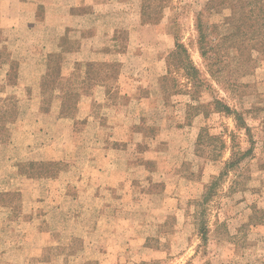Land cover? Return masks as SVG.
<instances>
[{"label": "rangeland", "instance_id": "rangeland-1", "mask_svg": "<svg viewBox=\"0 0 264 264\" xmlns=\"http://www.w3.org/2000/svg\"><path fill=\"white\" fill-rule=\"evenodd\" d=\"M228 1L94 0L108 5L105 22L118 30V43L107 37L108 44L119 47L118 55L130 54L119 59L121 78L120 66L107 70L109 94L125 107L110 100L112 107L93 109L121 116L118 125L38 122L36 108L20 105L26 93H11L0 78V100L11 106L0 101V264H264V60L248 67L230 48L242 19L240 12L233 16L237 0ZM198 19L206 26L202 44ZM64 27L45 41L49 50L60 47L58 68L72 52ZM178 43L198 69L196 79L170 56ZM7 47L18 58L33 44ZM134 62V69L126 64ZM62 79V89L69 83L71 91H46L44 109L78 119L72 76ZM217 99L244 113L252 142L233 118L215 113ZM231 134L237 150L252 153L202 204L231 158ZM106 179L118 200L92 204L95 186ZM18 246L23 250L12 256Z\"/></svg>", "mask_w": 264, "mask_h": 264}, {"label": "crops", "instance_id": "crops-1", "mask_svg": "<svg viewBox=\"0 0 264 264\" xmlns=\"http://www.w3.org/2000/svg\"><path fill=\"white\" fill-rule=\"evenodd\" d=\"M66 3V0H0V78L4 79L5 83H10L7 84V87L12 90H10L11 93H26L25 97L21 98L20 105L22 104L25 108H27L26 106L36 108L35 115L38 122H43L45 118H53L57 123L68 120L72 122V126L83 124L85 129L87 125L92 124L123 123L121 116L113 115L109 119L103 114L93 113L94 107H112L113 105H109L110 100L116 101V107H125L124 104L120 105L117 102V98H111L109 94L114 89L112 90L109 86L112 78L110 80L111 74L107 70L110 71V65L120 66L122 70H120L118 78H121L125 65H119V63L124 64V61L119 59L130 54L128 50L127 54L118 55L116 51L119 47L117 45L110 47L107 42V37H109L112 39V43H118L114 39L118 30L107 27L105 22L108 5L95 3L94 0H72L69 5ZM63 26L70 28L68 36L63 35V40H72V52L64 54L67 58H63L60 68H54L51 67L52 61L55 58L63 57V54L59 46L55 50L45 48L46 36L49 31L63 28ZM14 33L16 34L13 35ZM25 34L27 37H24ZM61 38L57 39L58 43ZM10 43H31L33 47L21 57L15 58L12 54L9 56L11 52L7 45ZM67 60H72V64H68L67 62L70 61ZM58 63L59 61H56L55 65ZM126 64L134 69L135 62ZM55 76L58 78L57 81H55ZM66 76H72V92H80L76 105L78 113L75 115L78 119H65L66 116L60 113V109H58L57 115L51 116V112L44 109L49 105L44 100L46 91L59 93V95L71 91L70 87L66 88L69 83H66V87L63 89L61 87L64 84L61 82L67 81H64L62 77ZM107 76L108 78H106ZM12 78L15 79L14 82L11 81ZM102 78H105L106 81L103 82ZM136 81L140 84L139 80ZM116 84L118 86V83ZM138 84L136 87L133 85V88H136L135 91L139 88ZM58 99V108H61L63 106L59 102L62 98ZM118 127L120 126H114V129H118ZM104 151L107 156L112 152L111 149ZM124 154L126 156L125 169L132 171V158L127 155V152ZM88 170L86 166L85 171ZM131 185L127 184L126 186L130 187ZM110 188L116 187L110 183L109 179H106V183L101 182L96 185V191L92 195L95 203L92 204L99 203L105 207L117 201L120 194L118 191L109 192ZM45 218L43 216L40 220ZM38 235L44 236L46 232H40L38 229ZM22 250L19 246L16 247L11 252L12 256H17ZM15 262L17 264L24 263Z\"/></svg>", "mask_w": 264, "mask_h": 264}, {"label": "trees", "instance_id": "trees-1", "mask_svg": "<svg viewBox=\"0 0 264 264\" xmlns=\"http://www.w3.org/2000/svg\"><path fill=\"white\" fill-rule=\"evenodd\" d=\"M225 3L227 4L229 1L222 0L221 5ZM232 9L233 16L235 15L236 11L238 14L240 12V18L242 20L240 26L238 27V32L233 37L234 41L231 43L230 48L237 50L240 56L244 57V62L249 67L251 64H254L259 57L264 60V0H237ZM236 20H239V17ZM205 27V25L199 23L198 19L197 30L199 33L200 43H203V41L206 39L207 34L204 30ZM200 49L202 50V57L205 58L206 52L203 50V46H201ZM254 54H257L258 56L255 57ZM170 56L181 65L180 68L187 73V76L191 80L196 79L199 71L191 61L188 51L184 45L180 43L176 44V49ZM58 58H55L54 61H57ZM54 61H52V63ZM56 68H58V64H56ZM102 81L105 82V78H102ZM2 102L6 107L11 108L9 99H7V101L3 100ZM77 102L78 93L72 92V109L76 107ZM213 105L215 113L223 114L226 117L233 118L237 131H245L246 135L249 137V141L252 142L250 135L251 129L247 125L244 113H241L237 109L230 107L219 99L215 100ZM204 130L205 129H202V131ZM202 136L203 134H200L199 139H201ZM218 138L220 139V137H211V140H218ZM230 139L232 143L231 158L225 163L222 173L217 178H214L211 185L207 188L206 193L203 196L202 204L209 202L210 199L216 195L217 189L224 178L227 177L231 171H233L241 163L242 160L249 157L252 153V148L245 152L237 150L235 134H231ZM222 147L224 148V144ZM256 225H263V222L260 221L256 223ZM201 233L202 236H204L203 226L201 227Z\"/></svg>", "mask_w": 264, "mask_h": 264}]
</instances>
